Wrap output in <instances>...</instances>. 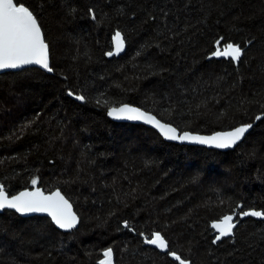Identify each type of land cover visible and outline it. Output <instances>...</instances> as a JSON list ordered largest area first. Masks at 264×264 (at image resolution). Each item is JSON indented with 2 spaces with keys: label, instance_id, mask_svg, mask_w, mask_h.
<instances>
[{
  "label": "trees",
  "instance_id": "16d2710c",
  "mask_svg": "<svg viewBox=\"0 0 264 264\" xmlns=\"http://www.w3.org/2000/svg\"><path fill=\"white\" fill-rule=\"evenodd\" d=\"M20 2L54 70L0 75V185L13 196L36 179L80 222L63 234L47 218L0 214V264H98L109 248L112 264H179L169 251L189 264H264V218L240 215L264 213V0ZM117 31L126 50L108 59ZM217 40L241 46L237 65L211 59ZM121 105L200 135L261 120L222 153L109 121ZM226 214L238 225L213 243ZM156 232L165 252L144 246Z\"/></svg>",
  "mask_w": 264,
  "mask_h": 264
},
{
  "label": "snow or ice",
  "instance_id": "6c2138e0",
  "mask_svg": "<svg viewBox=\"0 0 264 264\" xmlns=\"http://www.w3.org/2000/svg\"><path fill=\"white\" fill-rule=\"evenodd\" d=\"M90 14L92 10L90 9ZM93 18H95L93 16ZM222 39V38H221ZM116 51H109L108 56L119 54L124 50L125 41L121 33L117 31L113 37ZM217 48L211 53L213 57L230 58L232 62L240 61L243 49L239 45L227 43L221 49L220 40L216 41ZM49 44L42 31V26L37 15L20 0H0V70L21 69L29 65H38L40 68L52 72L54 69L49 63ZM69 96H74L77 101H84L82 95H75L72 91ZM108 116L116 120L142 121L158 129L164 139L169 141L190 142L202 145H209L218 149L231 148L245 136L253 127L252 124L243 125L232 131L216 133L212 136L192 135L188 132L179 134L176 127L162 123L154 115H150L138 108L123 105L121 107H110ZM256 120H261L257 116ZM34 191H23L19 195L9 197L3 186H0V211L5 209L14 210L17 214L24 216L34 213L47 214L52 223L59 229L70 230L76 227L78 217L73 212L71 203L59 191L45 195L39 188H36L37 180H32ZM239 207V206H237ZM242 217H261L264 213L260 211H244ZM125 227H128L125 222ZM218 234L213 243L221 241L222 238L231 237L236 227L234 214H226L211 224ZM146 244L155 245L160 250L168 249V243L158 232L144 241ZM179 264H189L188 261L177 255L175 252H168ZM105 260L101 264H112V249L109 248L103 253Z\"/></svg>",
  "mask_w": 264,
  "mask_h": 264
},
{
  "label": "water",
  "instance_id": "95a60500",
  "mask_svg": "<svg viewBox=\"0 0 264 264\" xmlns=\"http://www.w3.org/2000/svg\"><path fill=\"white\" fill-rule=\"evenodd\" d=\"M114 35H115V33H114ZM114 35H113L112 38H111L112 52H115V51H116V48H115V42H114V40H113ZM121 36H122V35H121ZM122 38H123V36H122ZM125 50H126V44H124V50L121 51V52H119V54H115V55H112V56H108V55H106V57H107L108 59H110V58H112V57L118 58V57H120V56H122V55L124 54ZM211 59H215V60H229V61H231L230 58H225V57H223V56H221V57H213V56H211ZM231 62H232V61H231ZM238 62H239V61H238ZM238 62H235V63L232 62V63H233L234 65H237ZM29 68H37V69H39V70H41V71H43V72H45V73H47V74H51V72H48V71H46V70L40 68L38 65H29V66H25L24 68H21V69H4V70H0V75H2L3 73H6V72H17V71H22V70L29 69ZM121 106H123V105H121ZM121 106H118V107H121ZM128 106H130V107H135V106H132V105H128ZM135 108H138V107H135ZM138 109H140V108H138ZM140 110H141V109H140ZM141 111H143V110H141ZM107 113H108V111L106 112V118H107L109 121L114 122V123L129 124V125H134V126H141V127H144V128L150 129V130L154 131V132L160 137V139H161L162 141H164L165 143L174 144V145H178V146H186V147L202 148V149L212 150V151H218V152H222V153H225V152H228V151H232V150H234V149H235L240 143H242V141L246 138V136L249 134V132H250L251 129H252V128L249 129V131L245 134V136L242 137V139H241L240 141H238L237 144L233 145L231 148H227V149H218V148H215V147H211V146H209V145H202V144L190 143V142H186V141H185V142H180V141H169V140L164 139V137L160 134L159 130L156 129V128H154V127L151 126V125L145 124V123H143L142 121L116 120V119H113L112 117H109ZM148 114H150V113H148ZM150 115H152V114H150ZM161 122H162V121H161ZM257 122H258V121L256 120L252 125L254 126ZM162 123H163V122H162ZM241 126H243V125H241ZM238 127H240V126H238ZM236 128H237V127H236ZM234 129H235V128H234ZM234 129H231V130H228V131H232V130H234ZM177 131H178V130H177ZM228 131H222V132H216V133H223V132H228ZM178 133H179V134H183L184 132H180V131H178ZM188 133H190V132H188ZM216 133H213V134H210V135H200V134H195V133H190V134H192V135L206 136V137H207V136H212V135H214V134H216ZM0 186H1V185H0ZM36 188H39V189H40L45 195H50V194H52V193H54V192H56V191H59V190H55V191L50 192V193H45V192L43 191V189L40 188V187L38 186V183L36 184ZM34 190H35V189L33 188V185H32L30 189L22 190V191H20V192H23V191H34ZM20 192H18V193L15 194V195H19ZM59 192H60V191H59ZM60 193H61V192H60ZM61 195H63V194L61 193ZM13 196H14V195H13ZM63 196H64V195H63ZM9 197H11V196H9ZM64 197H65V196H64ZM65 198H66V197H65ZM71 205H72V204H71ZM72 208H73V206H72ZM4 212H12V213L16 214L18 217L23 218V219H25V218H32V217L47 218V219L51 222L52 226H53L58 232L63 233V234L70 233V232L76 230V229L78 228V226H79V222H80L79 217L77 216V217H78V223H77L76 227L73 228V229H70V230L65 231V230H62V229L57 228V227L52 223L51 218L48 217L47 214H43V213H34V214H28V215L21 216V215L17 214L14 210H10V209L2 210V211H0V214H3ZM73 212L75 213L74 208H73ZM75 214H76V213H75ZM76 215H77V214H76ZM217 222H219V221H217ZM234 222H235L236 227H237V225H238L237 223H238V222H236L235 218H234ZM236 227H235V228H236ZM235 228H234V230H235ZM211 229H212V227H211ZM212 230H213V233H214L215 235L218 234L214 229H212ZM234 230H233V232H234ZM232 236H233V235H232ZM232 236H231V237H232ZM231 237H225V238H222V239H228V238H231ZM222 239H221V240H222ZM217 242H219V241H217ZM144 246H146V247H151V248H157L155 245L146 244L145 242H144ZM158 249H159V248H158ZM159 250H160V249H159ZM160 251H161V252H165L166 250H164V251L160 250ZM98 264H101V262H99Z\"/></svg>",
  "mask_w": 264,
  "mask_h": 264
}]
</instances>
